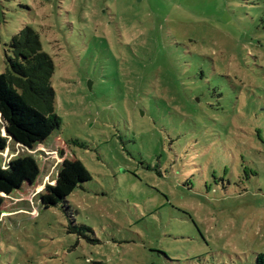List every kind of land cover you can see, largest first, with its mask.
I'll return each instance as SVG.
<instances>
[{
  "label": "rangeland",
  "instance_id": "obj_1",
  "mask_svg": "<svg viewBox=\"0 0 264 264\" xmlns=\"http://www.w3.org/2000/svg\"><path fill=\"white\" fill-rule=\"evenodd\" d=\"M27 26L59 125L0 112L3 165L41 170L5 201L0 264L264 261V0H0V79ZM74 158L92 180L45 209Z\"/></svg>",
  "mask_w": 264,
  "mask_h": 264
},
{
  "label": "trees",
  "instance_id": "obj_2",
  "mask_svg": "<svg viewBox=\"0 0 264 264\" xmlns=\"http://www.w3.org/2000/svg\"><path fill=\"white\" fill-rule=\"evenodd\" d=\"M54 73V60L44 52L39 33L29 26L25 27L10 43L5 72L0 79V112H8L10 116L23 114L36 121L26 126L44 122L58 126L56 91L52 86ZM8 142L0 118V154L7 149ZM40 175V168L27 158L12 160L6 167L0 160V214L6 200L22 190L35 187ZM91 180V173L80 160L65 159L56 183L46 185L40 195L42 206L50 209L68 204L76 189ZM258 264H264V261L258 258Z\"/></svg>",
  "mask_w": 264,
  "mask_h": 264
},
{
  "label": "built area",
  "instance_id": "obj_3",
  "mask_svg": "<svg viewBox=\"0 0 264 264\" xmlns=\"http://www.w3.org/2000/svg\"><path fill=\"white\" fill-rule=\"evenodd\" d=\"M4 167H6V165H3Z\"/></svg>",
  "mask_w": 264,
  "mask_h": 264
}]
</instances>
